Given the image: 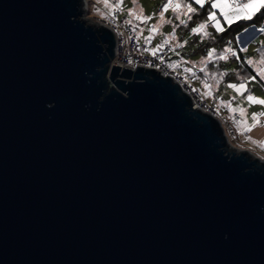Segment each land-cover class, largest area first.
<instances>
[{
  "label": "water",
  "instance_id": "1",
  "mask_svg": "<svg viewBox=\"0 0 264 264\" xmlns=\"http://www.w3.org/2000/svg\"><path fill=\"white\" fill-rule=\"evenodd\" d=\"M86 3L0 0V264H264V158Z\"/></svg>",
  "mask_w": 264,
  "mask_h": 264
},
{
  "label": "rangeland",
  "instance_id": "2",
  "mask_svg": "<svg viewBox=\"0 0 264 264\" xmlns=\"http://www.w3.org/2000/svg\"><path fill=\"white\" fill-rule=\"evenodd\" d=\"M86 2L87 9L84 14V18L89 23L93 24L102 23L103 21L110 24H116L117 22H122L123 20L126 21V15L130 16L134 14H138V17H150V19L146 21L138 18L136 19L137 21L134 19L133 21H129L139 26L138 36L144 49H148L150 46L151 49H156L158 47L157 44H160V38L155 37V35L158 36L157 33H161V30H163L164 27L168 30L166 22L169 18L167 15L175 12L173 9L169 8L168 11L163 14V21L161 20V15L159 13L162 12L163 6L168 2V0H108V7L105 6L104 0H86ZM211 2H214V0H211ZM227 2L230 3L229 0H227ZM246 2L247 0H244L243 3ZM208 3H210L209 0H206L205 5ZM118 11H120V14H118L116 18L114 13ZM180 11L181 9L178 10V12ZM213 11H216L217 17L220 19L221 25L224 29L226 26H229L224 22L218 9H213ZM244 20L248 19H239L234 23ZM153 27L158 29L156 31L157 33L151 31ZM207 29V33L216 31L210 23ZM261 33L262 32L259 31L258 28H249L241 34L239 37V43L235 45L240 49H247L246 51H243V53L246 55L247 60H252L254 62L252 65L255 67H261L258 63L261 60V56L258 54L259 48L257 46L258 43L260 45L264 43V36H262ZM150 40H152V42H150ZM150 43L151 45L148 46ZM232 49L236 51V48ZM230 58L231 54H228L227 60L213 59L208 62L207 59H205L202 61V63H204L202 66L198 65L196 68L189 67L190 70L189 68H185L184 65H180L178 67L171 66L172 61L169 62V66L177 74L182 75L185 78V81L189 84L191 90L194 93L196 92L195 98H199L198 105L200 108L204 111L212 112L215 116L220 118L225 127L230 143L234 147L239 149H249L254 152V154L264 158V115L259 117V125L253 128L250 132L243 131L238 124L233 125L232 128L228 127L227 123L232 122V116L234 113L240 116V121L246 120L248 125L253 123V113H264V105L250 104V102L246 99L249 94L259 99H264V87L258 80H251L249 88L250 91L248 93L244 91L243 95H240L232 88L227 87L229 84L224 85V80H226L227 77H230V75L228 76L229 73L227 74L224 71L226 67L224 64L229 63L228 60H230ZM177 62H181V59L178 58ZM239 63H236L233 66L235 67L239 65ZM208 66H210V69L207 71L206 69ZM240 68L241 67H237L236 70H240ZM201 69L204 70L201 71ZM221 73H225L226 76L223 75V77H221ZM205 85H208V87H205ZM194 102H196V99ZM239 108L245 109V115L242 116L239 111H232V109Z\"/></svg>",
  "mask_w": 264,
  "mask_h": 264
},
{
  "label": "trees",
  "instance_id": "3",
  "mask_svg": "<svg viewBox=\"0 0 264 264\" xmlns=\"http://www.w3.org/2000/svg\"><path fill=\"white\" fill-rule=\"evenodd\" d=\"M173 2H178L182 5L181 11H175L172 14L167 15V17L169 18L166 22L168 30L164 27L163 30L160 29L162 31L161 33L156 32L161 39L168 38L173 46V51L171 52L169 59V62L172 61L171 66L178 67L180 65H184L185 68H196L198 65L202 66L204 64L202 63V61L207 59V53L211 49H215V54L220 55L225 48H236L235 50L237 56L239 54L240 57L238 60L235 56L232 57L231 55L230 60H228L229 63L224 64L226 66L224 71L227 74L229 73L228 76L230 75L229 78L227 77L226 80H224V85H239L241 82L247 81L246 93H248L250 91L249 88L251 84V80L249 78L252 76H257L258 67H255L252 64L249 65L247 63L248 60L246 59V55L240 51V48L238 46L236 47L235 45L239 43V40L237 38H239L241 34L245 32V30H248L249 28L253 27L258 29L264 28V8H261L260 11L257 12L252 19L240 21L232 24L231 26H226L225 31L223 32L213 31L209 32V35L204 36L203 33L198 35L193 34L191 32V29L207 21L208 13L210 11H213L210 3L206 4L203 8H201L199 5L194 3V0H173ZM188 3H191L192 7L196 8L197 11L193 13H188V15L185 16L184 12L186 11V9L183 7V5ZM118 14H120V11L114 13V16L117 18ZM159 14H161V12ZM137 15H126L125 18L129 21H133V19L137 21ZM177 16H179L180 19L186 20L187 26L180 24L179 20L177 19ZM188 16H191V19H188ZM206 30V32H208L207 28ZM261 35L264 36V32H262ZM178 45L182 46L178 47ZM257 46L259 48L258 54L261 56V58H264V43H262L261 45L258 43ZM178 58L181 59V62H177ZM236 63H239V65L234 67L233 65H235ZM237 67H241L240 70H236ZM168 68L172 72L176 73L172 70L169 64ZM209 69L210 66H208L206 70L208 71ZM177 75L183 78L184 82L187 83L182 75ZM256 80H258L260 84L264 87V81L261 80L259 76H257Z\"/></svg>",
  "mask_w": 264,
  "mask_h": 264
},
{
  "label": "snow or ice",
  "instance_id": "4",
  "mask_svg": "<svg viewBox=\"0 0 264 264\" xmlns=\"http://www.w3.org/2000/svg\"><path fill=\"white\" fill-rule=\"evenodd\" d=\"M105 6L108 7V0H104ZM206 0H194V3L199 5L201 8L205 6ZM211 8L212 9H218L220 12V15L223 17V20L226 24L231 26L235 21L239 19H252L253 16L260 11L261 8H264V0H247L246 3H228L227 0H214V2H211ZM182 5L180 3H174L173 0H168V2L163 6V11L161 12V20L163 21V14L164 12L168 11L169 8L173 9V11L180 10ZM183 7L186 9L184 12V15L187 16L188 13L196 12L197 9L192 7L191 3L183 5ZM134 14V13H130ZM138 19L142 20H148L150 17H137ZM177 19L179 20L180 24L187 26V21L184 19H180L179 16H177ZM188 19H191V16H188ZM209 23L216 29L217 32H223L225 31L224 27L221 25L220 19L217 17L216 11H210L207 16V21L205 23L199 24L197 27L192 28L191 32L193 34H201L203 33L204 36L209 35V33L206 32V28L209 26ZM158 29L156 27H153L151 29L152 32H156ZM247 31V30H245ZM259 31L264 32V28H260ZM175 38V37H173ZM239 40V38H237ZM167 43V41H165ZM182 45H178L180 47ZM246 48H241L240 51H246ZM155 54V53H154ZM228 54H231L232 56H235L239 60V56H237L236 51H234L231 47L225 48L224 51L217 56L215 54V49H211L207 53V61L210 62L213 59L216 60H227ZM247 63L249 65L253 64L254 62L252 60H248ZM261 67L257 68V76L260 77L261 80H264V58H261V60L258 62ZM204 69H201L203 71ZM221 77L225 75V73L220 74ZM257 76H252L249 79L250 80H256ZM247 81L241 82L239 85L236 84H229L227 87L232 88L235 90L238 94L243 95L244 91H247ZM205 87H208V85H205ZM247 101L250 102V104H260L264 105V99H259L251 94H249L246 97ZM232 111H239L240 114L243 116L245 115V109L239 108V109H232ZM261 115H264V113H253V123L251 125L247 124V121H236V123L242 128L243 131L250 132L253 128L257 127L260 123L259 117Z\"/></svg>",
  "mask_w": 264,
  "mask_h": 264
},
{
  "label": "built area",
  "instance_id": "5",
  "mask_svg": "<svg viewBox=\"0 0 264 264\" xmlns=\"http://www.w3.org/2000/svg\"><path fill=\"white\" fill-rule=\"evenodd\" d=\"M244 0H229L230 3H242ZM117 36L116 56L113 60L114 65L120 67L136 68L138 65L153 68L164 75L172 76L177 80L190 95L195 96L189 85L184 82L183 78L168 68L170 54L173 46L168 38H163L156 49H151V43L148 49H144L141 45L138 29L139 26L129 20L117 22L116 24L107 23ZM167 41V43H165ZM155 53V54H154ZM209 112V111H208ZM212 113V112H211ZM236 121H240V116L236 113L232 116V122L227 123L229 128L236 125Z\"/></svg>",
  "mask_w": 264,
  "mask_h": 264
},
{
  "label": "bare ground",
  "instance_id": "6",
  "mask_svg": "<svg viewBox=\"0 0 264 264\" xmlns=\"http://www.w3.org/2000/svg\"><path fill=\"white\" fill-rule=\"evenodd\" d=\"M113 64H114V63H113ZM163 75H164V74H163ZM164 76H166V75H164ZM184 90H185V91H187L185 88H184ZM191 96H192V100H193V105H194L196 108H199V109H201V108H200V106L198 105V104H199V101H198V100H199V98H195L196 96H193V95H191ZM195 99H196V102H197V103H196V102H194V101H195ZM202 110H203V109H202Z\"/></svg>",
  "mask_w": 264,
  "mask_h": 264
},
{
  "label": "crops",
  "instance_id": "7",
  "mask_svg": "<svg viewBox=\"0 0 264 264\" xmlns=\"http://www.w3.org/2000/svg\"><path fill=\"white\" fill-rule=\"evenodd\" d=\"M155 37L160 38L159 36H156V35H155ZM160 41H161V38L159 39V42ZM150 42H152V40H150ZM157 46H159V45L157 44Z\"/></svg>",
  "mask_w": 264,
  "mask_h": 264
}]
</instances>
